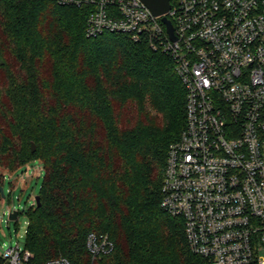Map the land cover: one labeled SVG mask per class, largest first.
Segmentation results:
<instances>
[{
	"label": "trees",
	"instance_id": "trees-1",
	"mask_svg": "<svg viewBox=\"0 0 264 264\" xmlns=\"http://www.w3.org/2000/svg\"><path fill=\"white\" fill-rule=\"evenodd\" d=\"M87 20L54 0H0V169L45 171L26 212L30 264H93L91 233L114 243L98 264H208L162 207L187 124L175 62L125 34L90 38Z\"/></svg>",
	"mask_w": 264,
	"mask_h": 264
},
{
	"label": "built area",
	"instance_id": "built-area-1",
	"mask_svg": "<svg viewBox=\"0 0 264 264\" xmlns=\"http://www.w3.org/2000/svg\"><path fill=\"white\" fill-rule=\"evenodd\" d=\"M54 1L88 11L90 38L125 34L173 58L187 124L169 148L162 207L184 220L208 264H264V0H176L166 15L175 40L141 0ZM87 247L98 264L114 243L91 233ZM0 259L30 264L34 255L18 242Z\"/></svg>",
	"mask_w": 264,
	"mask_h": 264
},
{
	"label": "rangeland",
	"instance_id": "rangeland-1",
	"mask_svg": "<svg viewBox=\"0 0 264 264\" xmlns=\"http://www.w3.org/2000/svg\"><path fill=\"white\" fill-rule=\"evenodd\" d=\"M44 176V166L38 160L15 173L0 169V183L6 194V198L0 197V255L18 242L26 246L29 228L26 212L36 204ZM10 208L19 211V222L9 219Z\"/></svg>",
	"mask_w": 264,
	"mask_h": 264
},
{
	"label": "water",
	"instance_id": "water-1",
	"mask_svg": "<svg viewBox=\"0 0 264 264\" xmlns=\"http://www.w3.org/2000/svg\"><path fill=\"white\" fill-rule=\"evenodd\" d=\"M141 1L151 10L154 16L156 17L163 16V22L165 23L167 27L168 33L175 40L176 38L174 35L173 24L166 16L172 9V0H141ZM36 150H37L36 144L32 143V151L35 152ZM0 193L2 195V198H6L4 188L2 187L1 184H0ZM36 204L37 206L41 205L40 196L36 197ZM19 214H20L19 211L14 210L9 215V219L11 221H16Z\"/></svg>",
	"mask_w": 264,
	"mask_h": 264
}]
</instances>
